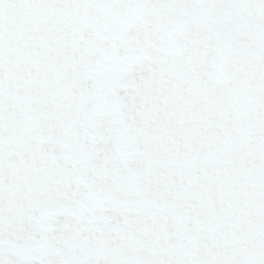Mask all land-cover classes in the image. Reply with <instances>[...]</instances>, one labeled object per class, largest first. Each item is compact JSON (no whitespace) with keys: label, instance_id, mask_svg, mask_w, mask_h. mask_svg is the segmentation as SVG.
Wrapping results in <instances>:
<instances>
[{"label":"snow or ice","instance_id":"obj_1","mask_svg":"<svg viewBox=\"0 0 264 264\" xmlns=\"http://www.w3.org/2000/svg\"><path fill=\"white\" fill-rule=\"evenodd\" d=\"M0 264H264V0H0Z\"/></svg>","mask_w":264,"mask_h":264}]
</instances>
